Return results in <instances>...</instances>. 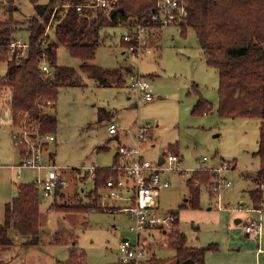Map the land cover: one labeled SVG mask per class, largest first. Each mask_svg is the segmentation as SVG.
I'll return each instance as SVG.
<instances>
[{
    "label": "rangeland",
    "instance_id": "1",
    "mask_svg": "<svg viewBox=\"0 0 264 264\" xmlns=\"http://www.w3.org/2000/svg\"><path fill=\"white\" fill-rule=\"evenodd\" d=\"M48 1L40 0V3ZM15 4L19 7L14 13L15 19L24 21L35 14L34 6L28 0H16ZM7 17L4 6L0 5V19ZM125 32L123 26L102 30L103 42L90 64L107 69L134 66L151 83L154 99L137 103V94L127 87V83L125 87L100 86L81 69L83 62L80 59L59 46L57 62L76 71L78 85L60 89L56 133L45 134H55L57 140L39 144L44 151V163H49L52 153L51 164L62 170L66 184L58 193L56 190L51 195L40 192V243L23 245L20 241L24 236L10 229L8 237L13 245L0 246V264H63L73 252H84L85 264H119L120 243L125 238H134L129 232L131 222L125 213L100 208L68 212L61 208L91 202L88 194L93 189V177L87 174L88 168L113 166L119 145L135 146L139 141V126L146 125L151 126L143 145L146 159L156 160L167 155L170 144L178 148L182 171L170 174L171 188L161 193L159 203L164 211H179V229L187 236V247L215 244L221 252L234 247L248 254L258 245L255 243L257 236L246 234L245 227L249 218L260 217L264 226V211L262 214L252 211L255 208L249 191L254 184L245 175L255 174L260 166L259 157L254 155L259 148L260 119L222 118L219 115V75L202 56L193 28L187 27L183 31L179 25L162 27L160 48L156 46V35L152 40L156 49L141 58L126 54L120 46ZM20 35L25 40L29 38L25 30ZM6 71L7 62L0 60V77ZM9 95V91L0 87V223L5 220L6 204L13 200L15 187L36 180L41 182L47 175V169L24 168L22 178L17 176L15 168L22 160L12 137ZM199 96L211 103L210 113H193ZM110 121L118 126L119 138L109 133ZM15 129L20 131L18 127ZM223 161L233 166L223 171V176L231 181V187L217 196L210 193L208 186L211 183L202 185L200 207L181 209L189 197L187 181L193 172L202 167L218 168ZM117 203L123 206V202ZM169 234L166 238L154 234L147 242L150 256L160 259L162 264H174L175 261V248ZM57 238L58 242L55 241Z\"/></svg>",
    "mask_w": 264,
    "mask_h": 264
},
{
    "label": "trees",
    "instance_id": "2",
    "mask_svg": "<svg viewBox=\"0 0 264 264\" xmlns=\"http://www.w3.org/2000/svg\"><path fill=\"white\" fill-rule=\"evenodd\" d=\"M1 1L0 5L4 6L8 17L0 19V60L7 62L6 74L0 77V87L10 93L8 104L14 127L20 126L27 114L30 123L39 126L40 135L56 133V104L60 89L78 85L75 81L76 71L57 62L59 46H64L72 57L80 59L83 62L81 69L100 86L125 87L133 67L107 69L90 64L96 59L97 50L103 42L101 32L106 28L138 23L157 2L118 0L117 6L104 14L88 8L77 9L89 0H49L45 4L40 3V0H28L34 6L35 14L24 22L14 17L19 9L16 0ZM188 11V17L179 26L183 31L187 27L194 29L207 65L218 72L219 115L222 118H258L261 121L259 148L254 153L259 157L260 166L255 174L245 177L251 178L254 184L249 191L253 208L263 209L264 0H188ZM49 23L53 36H45ZM152 25L157 27L156 24ZM24 30L29 35L27 41L30 47L24 56L18 57L8 45L14 38L22 37L20 33ZM160 32L156 37L158 48L161 44ZM43 64L49 66L51 74L42 70ZM212 109L211 103L199 96L193 113L201 115L210 113ZM169 151L179 155L174 144L169 146ZM116 160L117 156L114 163ZM115 174L110 167H98L93 176V189L88 194L91 202H80L77 206L61 208L62 211L102 209L98 206L99 192ZM214 179L215 176L207 170H195L187 181L189 197L181 209H198L201 186L212 183ZM61 187H57V193ZM40 204V188L35 182L18 186V196L7 204L5 222L0 224V246L13 245L12 239L8 237L10 228L24 236L23 244L40 243ZM175 213L178 215L179 211ZM169 235L175 248L173 259L177 264H184L187 260L206 264V253L219 250L215 244L187 247V236L179 228ZM159 260L150 257L152 264H162ZM63 264H85L84 252H73Z\"/></svg>",
    "mask_w": 264,
    "mask_h": 264
},
{
    "label": "built area",
    "instance_id": "3",
    "mask_svg": "<svg viewBox=\"0 0 264 264\" xmlns=\"http://www.w3.org/2000/svg\"><path fill=\"white\" fill-rule=\"evenodd\" d=\"M156 5L136 24L122 25L126 32L122 34L120 42L126 54L141 58L155 50L152 40L166 25H180L189 15L188 0H156ZM118 0H89L83 8L108 14L117 6ZM152 24H156L157 27ZM45 30V36L52 30L50 23ZM12 53L18 57L24 56L30 47V42L18 36L9 43ZM42 70L51 74L47 64L42 65ZM128 87L137 94V103L150 102L154 99L151 92V83L140 70H133L127 78ZM12 121V119H11ZM16 127L20 129L16 132ZM150 125L139 126V141L135 146L119 145L117 160L110 167L116 174L109 178L105 186L99 192L98 205L102 209L121 211L125 213L131 224L129 232L134 238H125L119 245L122 254L119 264H149L150 253L147 248L148 239L154 234H160L166 238L167 235L178 228V215L175 211H164L159 205L158 198L163 191L171 188L170 174L182 171L180 169L181 157L177 154L168 153L163 156V163L146 159L142 154L145 139L149 137ZM111 135L118 133V126L111 122L108 126ZM14 145L25 153L24 159L15 169L17 176H22V169H47L44 180L35 183L44 194L51 195L58 186L66 184L62 170L54 164H46L43 161V149L39 143L55 142V134L40 135L39 126L30 123L28 115H24L20 126H15L12 131ZM233 166L223 161L218 168L200 169L209 170L214 176V181L208 186L209 190L220 196L222 190L231 187V181L223 176L224 170L232 169ZM97 169L95 166L88 168L87 174L94 176ZM91 179V177H90ZM93 181V178L91 179ZM123 202V206L117 202ZM116 202V204H115ZM242 209L244 207L240 205ZM257 210L260 214L264 209ZM264 231L262 217L250 220L245 232L248 235L261 236Z\"/></svg>",
    "mask_w": 264,
    "mask_h": 264
},
{
    "label": "crops",
    "instance_id": "4",
    "mask_svg": "<svg viewBox=\"0 0 264 264\" xmlns=\"http://www.w3.org/2000/svg\"><path fill=\"white\" fill-rule=\"evenodd\" d=\"M161 34V32H160ZM162 38V37H161ZM121 43V42H120ZM120 46L123 48V46L120 44ZM160 48V47H159ZM156 49V47H155ZM128 66H131V65H125L123 67H128ZM133 67V70H136V68L134 66H131ZM129 76V74H128ZM127 76V78H128ZM128 87V86H127ZM129 88V87H128ZM56 111H57V104H56ZM11 122V120H10ZM110 122H113V121H110ZM115 123V122H114ZM11 126L14 130V125L13 123H11ZM12 130V131H13ZM152 135V134H151ZM115 136V135H113ZM116 136L119 138V129H118V133L116 134ZM152 137H150L151 139ZM121 145H127V146H132V145H128V144H125V143H121ZM171 145V144H170ZM169 145V146H170ZM169 146H168V150H169ZM17 152L20 153V156H21V160L24 159L23 155H24V152H22V149H17ZM144 150L142 148V154L144 156ZM52 153H50L51 155ZM49 155V160H52L51 159V156ZM25 156V155H24ZM117 154L115 155V158H116ZM180 156V155H179ZM145 157V156H144ZM160 157H163V156H159L156 160H151V161H159V158ZM146 158V157H145ZM115 160V159H114ZM181 164V163H180ZM98 168V167H97ZM170 177V176H169ZM22 178V176L20 177ZM89 179V178H88ZM90 180V179H89ZM21 185V184H20ZM41 192V190H40ZM42 193V192H41ZM161 195V194H160ZM18 196V186L15 187V194H14V198L13 200ZM160 199V196L158 198V201ZM13 200L10 202L12 203ZM9 204V203H7ZM6 204V206H7ZM124 204V203H123ZM41 205V204H40ZM160 205V203H159ZM258 212V211H257ZM5 216H6V213H5ZM129 219V218H128ZM179 214H178V228H179ZM254 218H249V221L250 220H253ZM40 220L42 221V213L40 211ZM40 221V222H41ZM130 221V220H129ZM5 222V220H4ZM3 223H0V224H4ZM237 222H241V220H237ZM11 229V228H10ZM9 229V230H10ZM8 230V232H9ZM258 237V238H257ZM255 238V243L258 242V245L255 247V248H252V250L248 251V254L244 252L241 253L240 249H235L234 247L233 248H229L228 249V252H222L220 250L218 251H208L206 253V258H205V263L206 264H264V234H262L261 236H257ZM25 242V238L24 240L20 241L21 244H23ZM231 243V242H230ZM232 244V243H231ZM25 245V244H23ZM151 255V254H150Z\"/></svg>",
    "mask_w": 264,
    "mask_h": 264
},
{
    "label": "water",
    "instance_id": "5",
    "mask_svg": "<svg viewBox=\"0 0 264 264\" xmlns=\"http://www.w3.org/2000/svg\"><path fill=\"white\" fill-rule=\"evenodd\" d=\"M1 2H3V1H1ZM163 161H164V158L160 157L159 158V163L161 164V163H163ZM174 264H177L176 261H174ZM184 264H195V263H194L193 260H187L186 262H184Z\"/></svg>",
    "mask_w": 264,
    "mask_h": 264
}]
</instances>
